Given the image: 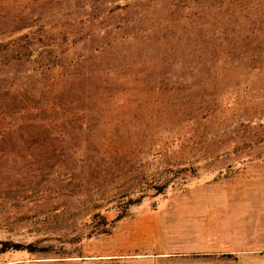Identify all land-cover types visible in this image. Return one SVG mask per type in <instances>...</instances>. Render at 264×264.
<instances>
[{
	"label": "rangeland",
	"instance_id": "rangeland-1",
	"mask_svg": "<svg viewBox=\"0 0 264 264\" xmlns=\"http://www.w3.org/2000/svg\"><path fill=\"white\" fill-rule=\"evenodd\" d=\"M20 122L47 139L0 183V243L45 250L0 264L172 248L264 183V0H0V124Z\"/></svg>",
	"mask_w": 264,
	"mask_h": 264
},
{
	"label": "crops",
	"instance_id": "crops-1",
	"mask_svg": "<svg viewBox=\"0 0 264 264\" xmlns=\"http://www.w3.org/2000/svg\"><path fill=\"white\" fill-rule=\"evenodd\" d=\"M241 188L230 213L213 218L207 211L206 216L200 214L191 221L180 218L177 238L167 241L172 248L116 244L109 250V259L99 256L92 264H264V183H247ZM119 224L115 235L119 228L122 231ZM139 231L152 234L148 227Z\"/></svg>",
	"mask_w": 264,
	"mask_h": 264
},
{
	"label": "trees",
	"instance_id": "trees-1",
	"mask_svg": "<svg viewBox=\"0 0 264 264\" xmlns=\"http://www.w3.org/2000/svg\"><path fill=\"white\" fill-rule=\"evenodd\" d=\"M47 131L36 123H16L12 126L0 124V183H17V169L20 165L24 167L31 166L36 163L37 152L44 149L40 142H46ZM37 136V137H36ZM37 143L35 150L30 151L29 143ZM47 145H49L47 143ZM38 149V150H36ZM40 153V152H39ZM141 199L130 201L129 206L140 204ZM125 217V212H122L114 221L107 222L103 217H100L101 228L96 227L91 231L87 238L97 235L108 234L107 229L110 224L117 222ZM8 250L27 251L28 253H35L44 251V248H37L33 244L21 245L18 243L2 242L0 243V252L4 253Z\"/></svg>",
	"mask_w": 264,
	"mask_h": 264
}]
</instances>
